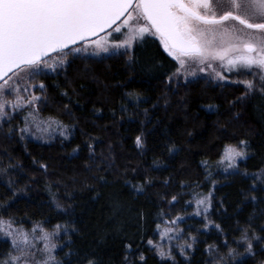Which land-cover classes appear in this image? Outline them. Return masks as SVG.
I'll return each mask as SVG.
<instances>
[{
    "label": "trees",
    "instance_id": "1",
    "mask_svg": "<svg viewBox=\"0 0 264 264\" xmlns=\"http://www.w3.org/2000/svg\"><path fill=\"white\" fill-rule=\"evenodd\" d=\"M131 55L132 63L122 53L77 59L66 72L40 79L46 85L41 115L72 129L69 139L21 140L20 115L0 125V218L25 229L68 224L63 236L70 246L58 255L63 264H83L86 255L99 264H125L129 243L136 254L129 264H140L141 253L145 264H162L147 241L165 215L184 212L194 193L212 192L211 219L224 234H202L188 264H208L205 249L223 246L225 238L236 247L238 221L251 219L264 235V184L256 180V191L249 192L252 175L264 172V94L205 80L169 84L175 61L155 38ZM140 135L142 148L135 143ZM241 140L249 145L241 165L249 176L226 175L222 150ZM141 185L144 191L135 192L133 186ZM261 249L257 245V255L245 257L248 264L264 260Z\"/></svg>",
    "mask_w": 264,
    "mask_h": 264
},
{
    "label": "snow or ice",
    "instance_id": "2",
    "mask_svg": "<svg viewBox=\"0 0 264 264\" xmlns=\"http://www.w3.org/2000/svg\"><path fill=\"white\" fill-rule=\"evenodd\" d=\"M148 38L158 40L167 57L175 61L167 77L169 84L178 83L181 78L185 82L189 77L195 80L199 74L225 81L228 77L224 73H235L237 77L258 76L260 90L264 92V0H0V119L11 120L14 118L11 113L27 112L18 129L21 140L29 135L50 140L57 130L60 137L69 139L72 129L56 120L38 119L42 97L31 89L43 93L46 85H37L34 81L49 73L66 72L77 59L101 54L111 56L120 49H124L122 54L132 63L130 53L146 44ZM233 82L243 84L246 95L254 90L250 80ZM63 95L68 97L67 92ZM261 99L264 100V96ZM135 143L138 148L143 147L142 135L136 137ZM248 148L245 140L238 145L224 146L220 163L225 165V174L249 176L239 163L249 158ZM202 163L207 170V162ZM251 178L254 183L250 193L257 189L256 180L264 184V172L253 174ZM206 179H211V173ZM133 188L137 193L144 191L142 185ZM213 199L212 192L206 196L194 193L188 204H194L192 215L202 218L206 231L214 227L223 235L221 225L209 218ZM256 199L251 195L253 202ZM172 200L175 202L176 197ZM182 220L183 216L164 220L163 231L161 224H157L160 239L169 241L167 251L152 239L147 241L162 264H176L171 241L182 238L183 229L179 227ZM237 225L239 234L233 237L236 247L229 244L227 238L223 246L209 244L205 249L208 264L237 261L248 264L245 257L257 255L255 248L264 245V235L257 234L251 219L243 225L238 221ZM69 231L68 224H56L48 231L37 223L25 230L14 219H0V242L5 244V250L0 252V264H63L57 258V249L62 247L59 244L62 234L68 235ZM71 231L78 229L73 226ZM260 232H264V227ZM196 243V237L191 236L178 245L186 261L189 259L186 249H193ZM241 246L243 253L238 251ZM126 248L124 261L129 264L130 257L136 254L132 252L131 243ZM139 261L145 264L142 253ZM83 264H99V260L86 255Z\"/></svg>",
    "mask_w": 264,
    "mask_h": 264
},
{
    "label": "rangeland",
    "instance_id": "3",
    "mask_svg": "<svg viewBox=\"0 0 264 264\" xmlns=\"http://www.w3.org/2000/svg\"><path fill=\"white\" fill-rule=\"evenodd\" d=\"M114 35H118V34H114ZM111 42L112 41L110 39L109 40V43H111ZM90 51H91V49H90ZM123 52H124V49H120L119 50V53H123ZM119 53H117V54H119ZM130 54H132V53H130ZM103 57H108V55L101 54V56H99V57H93V58H103ZM49 74H53V73H49ZM224 75L226 77H228V79L225 80V81H219V80H217V79H215L213 77L204 76L203 74H199L198 77L195 80L192 77H189L188 78V82H190V81H197V80H205L206 82L212 83L214 85H220V86L230 87V88H239V89L242 90L243 93H246L247 92V89H245V87H244L243 84L234 83L233 82V81L240 80V79H246V80L252 81L253 84H254V90L252 92L248 93V95H252V94H256V93H262V94H264V92H261V90H260V79H259L258 76L256 78H254L251 75L244 76V77H237L235 75V73H232V74L224 73ZM40 79L41 78L35 80L34 83L37 84V85L39 83H42ZM180 82L187 83V82L184 81L183 78H181L178 83H180ZM31 90L34 92V94L43 97V94L38 89L33 88ZM9 112L11 113V110H9ZM11 115L13 117H15L16 115H20L21 118L23 119V115H27V112H24L23 115H22L18 111L16 113H11ZM38 119L43 120V121H48L50 119L51 120H55V119H52V118H49V117H43L41 115V112L40 111H39V114H38ZM7 121H10L7 117H5L4 119H0V125L3 124V123H5V122H7ZM27 137L30 138L31 140H35V141H39V142H46V141L48 142V141L53 140L54 138L60 137V136L58 135V130H57L56 132L52 133V139H50V140H48L47 137H45V139H36L32 135H29ZM244 162L245 161L239 162L240 163V167H241V165ZM221 167H222V171H223V168L225 167V165L221 164ZM204 196H206V195H204ZM212 205H213V201H212ZM194 210H195L194 204H192V205L187 204L186 207L184 208V212L182 214H180V215H173L172 213H169V214H167V215H165L163 217V221L164 220H167L169 218L175 219L177 216H183L184 217V220H182V221L179 222V227L181 229H183V236H182V238L181 237H177V238H175V239H173L171 241V246H172V248L174 250V255H175V258H176V264H188L191 261V258L193 257L194 253L196 252V248H197L198 244L201 241V235L202 234H209L210 232L216 230L214 227H211L209 230L206 231L204 229V221L202 220V218L201 217H198V216L192 215V213L194 212ZM212 210H213V207H212V209L209 212V218L210 219H211ZM5 221H7V220H5ZM163 221H162V224H161V231H163V228L165 227V225L163 224ZM25 230H30V229H25ZM191 236H195L196 237L197 243L194 245L193 249H186V254L189 257V259L186 261L185 260V257L180 255V251H179L178 245L184 244L185 243V240H190V237ZM66 240L67 239L64 238V236L62 234V239L59 240V244L62 247H58V249H57L58 255H59V252L64 248ZM152 240L154 241V243L161 244L164 247V250L167 251V247H168L169 241H168L167 238H165L164 240H161L158 231L156 232V234H155V236H154V238ZM0 244H2V242H0ZM4 250H5V248H1V251L0 252H2ZM57 258L60 260V257L59 256H57ZM262 261H264V260H262ZM262 261L258 262V264H261Z\"/></svg>",
    "mask_w": 264,
    "mask_h": 264
}]
</instances>
